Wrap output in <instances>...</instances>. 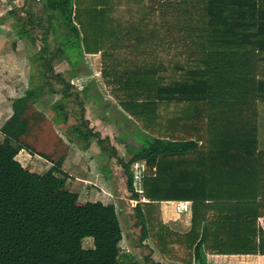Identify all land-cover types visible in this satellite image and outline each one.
<instances>
[{
    "label": "trees",
    "instance_id": "obj_1",
    "mask_svg": "<svg viewBox=\"0 0 264 264\" xmlns=\"http://www.w3.org/2000/svg\"><path fill=\"white\" fill-rule=\"evenodd\" d=\"M32 1L18 34L34 45L25 24L44 30L30 57L37 87L13 101L0 128V264H137L120 249L117 207L83 203L68 189L63 157L44 173L17 160L31 150L28 113L47 86L61 96L51 108L59 122L69 119L67 101L79 100L53 67L73 52L100 56L111 97L145 137L129 162L119 160L141 244L181 264H208V254L264 256V0ZM79 121L72 129L80 142L96 139ZM182 201L191 203L185 234L162 218L163 203Z\"/></svg>",
    "mask_w": 264,
    "mask_h": 264
},
{
    "label": "rangeland",
    "instance_id": "obj_2",
    "mask_svg": "<svg viewBox=\"0 0 264 264\" xmlns=\"http://www.w3.org/2000/svg\"><path fill=\"white\" fill-rule=\"evenodd\" d=\"M22 4V1L19 2V7H17L16 10L19 11V9L23 8ZM32 6L33 5L31 4L30 7ZM40 13L41 11H36V14ZM16 14L18 16V19L24 18L22 16V13L17 12ZM44 24L46 25V27H48V23L46 21H44ZM29 27H31V32H34L35 38L38 39L37 48H35V52H37V49L39 50L43 46L44 30L35 27L32 28V26ZM49 34L50 36L48 39V43L50 44L51 49L55 50L58 47L59 43L53 32H50ZM68 42L69 41H64L65 44H67ZM19 50L20 58L23 60V58H26L24 50L22 48H20ZM1 52L7 55L9 53V50L2 49ZM73 53H70L69 55H64L63 53L59 54L53 64L55 71L63 73V76L71 82L73 86L72 93L76 94L77 97H79V100H77L76 97H74L73 95L67 101L66 109L64 111L69 115L67 123L64 124L62 122H59L55 117V114L51 110L53 104L60 101L61 96L50 95L49 93L50 91H52V89L47 86L44 94L41 95V101H39L36 105H32L28 113L31 131L30 135L24 140V142L29 145L30 148L34 151H38L40 153H47L49 156L48 159H45L51 161L52 156L50 150L54 149L57 140L62 139L69 145L77 147L80 144H84V142H80V140L76 137L72 129L73 126L80 125L79 119L81 116H83L85 120H88V126H90V124L92 123L97 122L100 118H102V116H104L106 117L104 120L105 122L111 121V123L115 126L114 135L117 137L120 136V139L124 143V146L128 147L127 150L131 157L134 151L141 149L143 143H145L146 140L144 141L145 137L141 134L137 125L130 119L129 116L126 115V113H124L120 109V107H118V105L115 103V100L111 97L110 90L107 88L102 79L100 56H84L82 57V61H80L81 58L77 54H75V52ZM6 58L8 59L4 60L0 58V72L2 73L0 75V125L4 121L8 120L10 115L12 116L11 102L14 101V99L18 96L24 94L27 89L28 83L29 89L37 87L35 82H29L31 74V70L28 69L29 65L27 66V70H25L26 75L24 77H27L25 80H18L16 78L13 79L12 75L10 74L13 73L15 70H19V67L16 63L12 62L9 57L6 56ZM72 58H76L75 60L78 61L76 66L73 65V63L71 62ZM3 74L8 75L7 77H5ZM71 74L72 76H75L76 79L74 77H71ZM32 77H35L34 80L38 81L37 72L33 74ZM53 85L55 90L61 91V86H58L55 83ZM3 90L6 91L5 95H2L4 94ZM12 92L15 94L12 95ZM107 103L112 105L109 106V104ZM44 112L46 113L45 118L39 117ZM2 139L3 138L0 134V142H2ZM57 152V154L61 153L60 151ZM100 153H102L101 156L103 159L106 153L105 151H100ZM118 153L119 156H122L121 158L124 162H129V155H125L126 150H124L122 153ZM57 156L59 157V155ZM95 159L96 161L93 168L94 171L97 170L99 167V163L98 167L96 166L97 162H99V158L96 157ZM117 159L118 164L120 165V158L117 157ZM30 160L32 166L35 167L36 171L42 172L43 168L41 167L38 169L37 167L38 158L36 156H33ZM45 164L47 165L48 163ZM35 169L33 168L34 171ZM143 169L144 166H135V175L137 176V182L135 183V186L137 191L141 189ZM76 172V170L75 172L73 171L74 175ZM118 172L119 174L116 177V186H118L116 189L117 192L113 195L117 200L116 207L124 231V240L120 245V249L122 250V252L133 254L137 261V264H153L154 262H157L158 256H155V254L150 251V249L146 246L147 243L145 241L144 244H141L140 242L141 229L137 226V221L134 217L133 211L134 206L136 205H133L134 201L131 202V193L128 191L127 188V177L124 173V169L120 167ZM93 173L92 175H94ZM95 189L99 190L97 187ZM99 192H101V190ZM80 193L81 196L84 197L83 199L81 198V201L83 203L89 199V194L87 193V191L83 190V192ZM172 210L175 212L176 215H179L178 213H176L174 207H172ZM88 243L89 241H86L87 247H89ZM207 256L209 260L216 259L213 255L208 254ZM228 258L220 257L216 259L215 262H212L215 264H227V262L230 260ZM212 262H209L208 264H213ZM228 264L246 263L230 262Z\"/></svg>",
    "mask_w": 264,
    "mask_h": 264
},
{
    "label": "crops",
    "instance_id": "obj_3",
    "mask_svg": "<svg viewBox=\"0 0 264 264\" xmlns=\"http://www.w3.org/2000/svg\"><path fill=\"white\" fill-rule=\"evenodd\" d=\"M22 1L23 8L16 10L17 7H19V2ZM4 3V4H3ZM38 3V2H37ZM33 5L32 0H0V58L6 60L9 57L12 62L16 63L19 67V70H15L12 75L13 79L18 80H25L27 77H24L26 75L25 70L30 68V57L33 56L36 52L37 48V42L33 45L30 39L26 36L23 37V39L19 38V31H22L23 29L21 26H19V22L25 21L27 19V15L24 13V11L29 10L31 7L30 5ZM17 12L22 13V16L24 18H19L17 16ZM29 24H25V30L31 33V27H29ZM25 32V31H24ZM23 43V44H22ZM22 44V45H21ZM20 48L24 50L26 58H23V60L20 58ZM2 49L9 50V53L6 55L5 53H2ZM98 55L94 56L97 57ZM76 58H72V63L76 65L78 61L75 60ZM27 61V62H26ZM82 61V58L80 59ZM28 63V64H27ZM22 68V69H21ZM25 68V69H24ZM24 71V74H23ZM10 73V72H5ZM2 73L0 72V75ZM5 77H7L8 74H3ZM32 73L30 74L29 82H31ZM75 78V76H73ZM76 79V78H75ZM29 86V83H28ZM27 86L26 91L23 95L18 96L17 98H20L24 96L27 91L29 90ZM2 95L6 94V91L3 90ZM15 94L12 92V95ZM15 98V99H17ZM14 99V100H15ZM13 103V101L11 102ZM109 104V103H107ZM112 104H109L111 106ZM11 117V115H10ZM9 117V118H10ZM100 117V116H99ZM8 118V119H9ZM106 117L102 116L97 122L90 124L89 128L92 130L94 134L96 135V139H91L88 143L80 144L77 146L69 145L68 143L64 142L62 139L57 140L54 149L50 150L51 156L53 160H60L61 157L64 158L63 162V170L69 174L70 180L68 182V189H70L73 192H76L80 195V199L84 198L81 196L80 192L87 191L89 194V199L87 201L90 202H97L101 201L104 204H114L117 206V200L113 194H115L117 191L116 186V177L119 174L118 170L121 165L118 164V158L119 160H122V156H119V153H122L124 150H126L125 155L130 154L128 152V147L124 146V143L121 141L120 136H115V126L111 123V121L105 122ZM7 121V120H6ZM4 121L0 128L4 125L6 122ZM116 122V121H115ZM110 145V146H109ZM99 148V149H98ZM106 153V155L102 159V153L100 151ZM60 151L61 153L57 154ZM108 152V153H107ZM116 152V154H115ZM36 156L38 158V169L43 168L42 172L36 171L35 167L32 166L31 163V157ZM47 155V156H46ZM59 155V157L57 156ZM47 153H40L38 151L31 150H23L20 152V154L17 156V160L27 169H29L32 172L37 173H44L50 169V167L53 166L52 161L46 160L48 159ZM58 157V158H57ZM99 158V162H97V167L99 163V167L97 170L94 171V164L96 159ZM36 159V158H35ZM102 159V160H101ZM36 163V164H37ZM45 163H48L47 165ZM35 169V171L33 170ZM77 171L74 175L73 171ZM82 171V172H81ZM79 172V173H78ZM95 172V173H93ZM115 172V173H114ZM83 173V174H82ZM92 173L94 175H92ZM80 174V175H78ZM93 185V186H92ZM97 187L99 190L95 189ZM82 190H81V189ZM101 190V192H99ZM86 202V201H85ZM171 202L163 203L162 204V218L164 223L170 227L172 230L185 234L190 231V216L188 214L186 215H176L175 212L172 210ZM167 217V218H166ZM155 256H158L157 261L161 264H181L178 262H171L166 259H162L158 254L153 252ZM216 259L220 257L228 258L230 259L228 263L230 262H244L246 264H264V256H220V255H213ZM208 258V256H207ZM209 260V262H212L215 260ZM208 262V263H209ZM213 263V262H212ZM215 264V263H213Z\"/></svg>",
    "mask_w": 264,
    "mask_h": 264
},
{
    "label": "built area",
    "instance_id": "obj_4",
    "mask_svg": "<svg viewBox=\"0 0 264 264\" xmlns=\"http://www.w3.org/2000/svg\"><path fill=\"white\" fill-rule=\"evenodd\" d=\"M36 2H41L42 0H35ZM137 178V176H136ZM138 192L141 194L143 193V191L140 189L138 190ZM134 204H137V201L133 200ZM131 201V202H133ZM171 205L174 207V209L176 210V213H178L179 215H186L189 214L191 212V203L189 201H182V202H171Z\"/></svg>",
    "mask_w": 264,
    "mask_h": 264
},
{
    "label": "water",
    "instance_id": "obj_5",
    "mask_svg": "<svg viewBox=\"0 0 264 264\" xmlns=\"http://www.w3.org/2000/svg\"><path fill=\"white\" fill-rule=\"evenodd\" d=\"M137 205V204H136ZM135 207V206H134Z\"/></svg>",
    "mask_w": 264,
    "mask_h": 264
},
{
    "label": "clouds",
    "instance_id": "obj_6",
    "mask_svg": "<svg viewBox=\"0 0 264 264\" xmlns=\"http://www.w3.org/2000/svg\"><path fill=\"white\" fill-rule=\"evenodd\" d=\"M133 201V200H132Z\"/></svg>",
    "mask_w": 264,
    "mask_h": 264
}]
</instances>
